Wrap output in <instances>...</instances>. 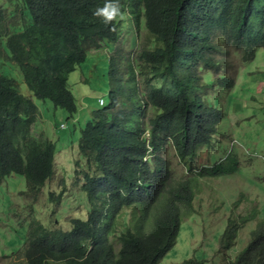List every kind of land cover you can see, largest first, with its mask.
I'll return each mask as SVG.
<instances>
[{
    "label": "trees",
    "instance_id": "1",
    "mask_svg": "<svg viewBox=\"0 0 264 264\" xmlns=\"http://www.w3.org/2000/svg\"><path fill=\"white\" fill-rule=\"evenodd\" d=\"M21 2L17 13L0 6V25L17 15L24 25L0 42V178L22 175L32 192L52 176L55 154L52 141L31 133L38 111L32 98L48 99L69 116L75 114L68 74L91 49L116 39L120 21L105 25L93 15L105 0ZM119 6L133 29L142 27L152 38L135 59L144 93L138 90L135 111L115 112L110 92L109 105L91 112L78 141L86 167L81 189L90 203L86 218H71L69 230L30 223L17 252L26 264H160L183 216L193 212L199 177L221 172L217 166H194L200 146L210 141L222 118L197 94L209 82L198 71L218 65L210 54L219 49L218 41L247 49L249 57L256 47L264 49V0H119ZM4 63L18 67L29 94L3 74ZM129 80L136 86L132 62ZM221 82L234 85L233 78ZM235 237L236 225L230 222L222 248ZM225 261L264 264L263 220H257L235 259ZM196 263L189 258L172 264Z\"/></svg>",
    "mask_w": 264,
    "mask_h": 264
},
{
    "label": "rangeland",
    "instance_id": "2",
    "mask_svg": "<svg viewBox=\"0 0 264 264\" xmlns=\"http://www.w3.org/2000/svg\"><path fill=\"white\" fill-rule=\"evenodd\" d=\"M12 1L13 7L2 0L0 6L7 11L14 8L17 13L21 1ZM18 20L19 15L12 23L2 21L0 42L24 27ZM118 20L116 41H104L100 48L90 50L68 74L67 85L76 99L75 114L69 116L48 99L32 98L38 111L31 133H42L54 143L53 173L38 191L32 192L27 191L22 175L0 178V264H26L17 252L24 246L33 221L47 229L69 230L71 218H86L90 203L81 189L86 167L78 148L80 129L91 120L92 111L109 105L110 92L115 96V112L135 111L138 90L144 93L135 59L142 48L149 47L152 38L144 28L136 31L128 26L126 15ZM218 44L219 49L210 54L219 63L198 71L202 81L209 82L199 87L197 94L209 107L222 112V118L210 141L200 146L194 166H217L221 172L199 177L193 212L183 216L176 241L160 264L189 258L196 264H225V259L234 260L244 248L257 220L264 221V49L256 47L253 57H249L243 47L222 41ZM129 61L136 86L129 80ZM2 72L17 81L21 93L29 94L16 65L4 63ZM223 77L233 78L234 85L227 88L221 82ZM166 151L173 150L168 147ZM167 156L177 173L184 176L182 165L172 153ZM230 222L236 225V237L222 248L221 237Z\"/></svg>",
    "mask_w": 264,
    "mask_h": 264
},
{
    "label": "clouds",
    "instance_id": "3",
    "mask_svg": "<svg viewBox=\"0 0 264 264\" xmlns=\"http://www.w3.org/2000/svg\"><path fill=\"white\" fill-rule=\"evenodd\" d=\"M4 2H6L7 0H2ZM12 1V0H11ZM21 1V0H20ZM13 2V1H12ZM14 3V2H13ZM12 3V4H13ZM12 4L9 7H13ZM21 6H22V2H21ZM23 8L20 7L19 9ZM18 9V10H19ZM12 12L16 13V10L13 8ZM93 15L100 17L101 21L103 24L107 25L109 24L111 21L115 20L117 17H121L123 16V13L120 9L119 6V0H105V3L103 5V7L97 8ZM12 19L10 20H4V21H8L10 22ZM19 21V20H18ZM17 22V21H16ZM14 22V23H16ZM128 26H129V21L127 20ZM117 38V37H116ZM137 38V37H136ZM116 39L112 42H115ZM104 43V42H103ZM102 43V44H103ZM98 49V48H97ZM92 50V49H91ZM94 50V49H93ZM138 89V88H137ZM104 105V104H103ZM146 137L148 136V132L145 131Z\"/></svg>",
    "mask_w": 264,
    "mask_h": 264
}]
</instances>
